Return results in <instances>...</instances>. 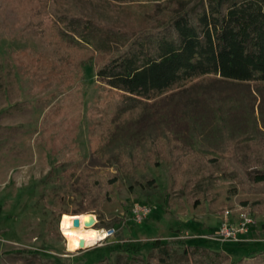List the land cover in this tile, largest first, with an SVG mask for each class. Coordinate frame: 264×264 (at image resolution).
Returning a JSON list of instances; mask_svg holds the SVG:
<instances>
[{
	"label": "trees",
	"instance_id": "obj_1",
	"mask_svg": "<svg viewBox=\"0 0 264 264\" xmlns=\"http://www.w3.org/2000/svg\"><path fill=\"white\" fill-rule=\"evenodd\" d=\"M1 14L36 33L53 56L28 48L16 61L33 91L63 82L43 99V144L77 162L84 117L81 70L94 64L99 96L91 109V151L103 162H145L163 147L226 167L246 188H264V0H0ZM180 143V147H175ZM256 145V155L241 146ZM116 180V179H114ZM81 212L79 214H83ZM183 247L158 239L148 259L128 248L127 264H264L234 260L212 239ZM232 254V253H231ZM97 264H104L100 260Z\"/></svg>",
	"mask_w": 264,
	"mask_h": 264
},
{
	"label": "rangeland",
	"instance_id": "obj_2",
	"mask_svg": "<svg viewBox=\"0 0 264 264\" xmlns=\"http://www.w3.org/2000/svg\"><path fill=\"white\" fill-rule=\"evenodd\" d=\"M185 1L192 8L202 2ZM16 21L14 11L0 13V264H127L126 249L137 248L148 259L159 252L158 239L180 255L183 247L216 237L224 221L238 222L243 213L256 220L249 233L240 242L212 239L211 247L234 260L257 253L264 257V188H246L226 167L168 156L163 147L145 162H103L93 156L90 111L99 96L94 64L77 71L85 96L77 137L81 159L65 161L47 148L42 132L59 99H41L58 90L65 75L42 92L33 91L34 78L15 62L16 53L31 48L53 56L54 49ZM255 150L253 144L241 146L244 156L256 155ZM251 171L264 173V165ZM138 203L153 208L142 224L129 214ZM81 212L96 216L97 229L115 228L116 233L71 252L61 219Z\"/></svg>",
	"mask_w": 264,
	"mask_h": 264
},
{
	"label": "built area",
	"instance_id": "obj_3",
	"mask_svg": "<svg viewBox=\"0 0 264 264\" xmlns=\"http://www.w3.org/2000/svg\"><path fill=\"white\" fill-rule=\"evenodd\" d=\"M152 211V205L149 203H138L130 209L129 214L133 222L142 224L150 217ZM255 224L256 220L251 214L243 213L238 222H229V220L224 221L217 233V236L212 237V239L222 242H240L242 237L249 233ZM102 231H106L105 235L107 238L116 233L115 228L110 230L102 229ZM106 239H103L100 242H103Z\"/></svg>",
	"mask_w": 264,
	"mask_h": 264
},
{
	"label": "bare ground",
	"instance_id": "obj_4",
	"mask_svg": "<svg viewBox=\"0 0 264 264\" xmlns=\"http://www.w3.org/2000/svg\"><path fill=\"white\" fill-rule=\"evenodd\" d=\"M96 216L92 213L84 214H63L61 219V229L67 240L68 249L76 252L80 249L82 239L85 240L86 247L95 246L98 242L106 239V231L97 229L95 226H87L86 222ZM81 219V226H74V220ZM96 220H98L96 218Z\"/></svg>",
	"mask_w": 264,
	"mask_h": 264
},
{
	"label": "water",
	"instance_id": "obj_5",
	"mask_svg": "<svg viewBox=\"0 0 264 264\" xmlns=\"http://www.w3.org/2000/svg\"><path fill=\"white\" fill-rule=\"evenodd\" d=\"M96 223H97L96 218L92 217L89 221L86 222V225L87 226H94V225H96ZM74 226H76V227L81 226V219L80 218H76L74 220ZM84 248H87V247H86L85 240L82 239L80 249H84Z\"/></svg>",
	"mask_w": 264,
	"mask_h": 264
}]
</instances>
